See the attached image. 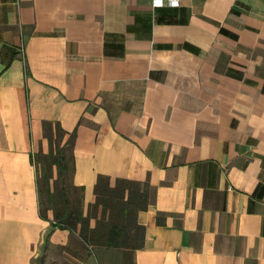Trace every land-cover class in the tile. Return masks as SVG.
<instances>
[{"label": "crops", "instance_id": "crops-1", "mask_svg": "<svg viewBox=\"0 0 264 264\" xmlns=\"http://www.w3.org/2000/svg\"><path fill=\"white\" fill-rule=\"evenodd\" d=\"M43 122L73 134L82 216L98 176L147 192L128 248L40 217ZM42 243L75 264H264V0H0V264Z\"/></svg>", "mask_w": 264, "mask_h": 264}, {"label": "trees", "instance_id": "trees-1", "mask_svg": "<svg viewBox=\"0 0 264 264\" xmlns=\"http://www.w3.org/2000/svg\"><path fill=\"white\" fill-rule=\"evenodd\" d=\"M42 128V135L48 141L46 161L56 168L57 179H60L62 185V188L58 185L55 188L58 200H62V208L54 211L50 220L51 227L65 228L71 233L77 232L78 238L85 245L128 248L127 245L134 243L136 239L131 230L135 232L137 238L141 236L142 228L136 225L134 216L137 210L146 207L147 192H139L135 183L126 180H116L111 186L108 178L98 176L94 185V202L89 206L87 215L82 216V189L75 187L71 181L73 134L66 135L57 123L43 122ZM64 138L67 146H59L58 142ZM67 151L69 155L66 156ZM33 157L34 154L31 156L32 163ZM66 159L70 162L69 186L73 191V197H70L65 189L67 181L63 178V172L68 169ZM37 192L38 196L44 194L43 190L37 189ZM39 215L42 219L48 220L40 208ZM90 220H94L93 226H90Z\"/></svg>", "mask_w": 264, "mask_h": 264}, {"label": "rangeland", "instance_id": "rangeland-1", "mask_svg": "<svg viewBox=\"0 0 264 264\" xmlns=\"http://www.w3.org/2000/svg\"><path fill=\"white\" fill-rule=\"evenodd\" d=\"M58 144L59 146H67L66 138L58 142ZM47 151L48 141L42 136L34 144V157L32 164L36 173L37 189L44 191L43 195L38 196L40 211L45 213L48 219L52 220L54 211L61 210L62 208V200H58L55 192L56 185H58L59 188H62V185L60 184V179H57L58 172L56 168L52 167L46 161L45 155ZM67 155H69L68 151L66 153V156ZM66 165L68 169L63 172V178L67 181L65 189L69 192V196L73 197V191L69 186L70 162L68 159H66ZM74 253H79L74 244L67 247V249H62L60 247L45 245L42 243L33 258V264H75V261L72 258Z\"/></svg>", "mask_w": 264, "mask_h": 264}, {"label": "built area", "instance_id": "built-area-1", "mask_svg": "<svg viewBox=\"0 0 264 264\" xmlns=\"http://www.w3.org/2000/svg\"><path fill=\"white\" fill-rule=\"evenodd\" d=\"M180 4V0H151V6L153 8L160 6L177 7Z\"/></svg>", "mask_w": 264, "mask_h": 264}]
</instances>
